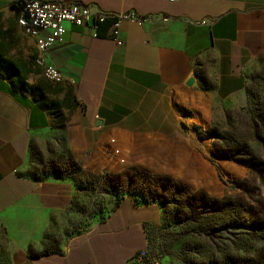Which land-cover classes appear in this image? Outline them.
<instances>
[{
	"label": "crops",
	"instance_id": "0c3cea01",
	"mask_svg": "<svg viewBox=\"0 0 264 264\" xmlns=\"http://www.w3.org/2000/svg\"><path fill=\"white\" fill-rule=\"evenodd\" d=\"M63 1L108 18L98 28L94 19L64 24L61 43L48 53L63 79L53 94L0 75V264H133L164 222L161 206L124 195L94 232L79 236L77 175L24 177L30 140L60 128L78 173L134 169L215 196L218 174L234 168L214 157L213 139L198 130L211 126L214 101L242 103L246 67L264 55V0ZM17 2L0 0V21H15L0 24L5 40H16L11 53L23 38ZM128 13L145 21L118 19ZM58 233L72 245L41 254Z\"/></svg>",
	"mask_w": 264,
	"mask_h": 264
},
{
	"label": "rangeland",
	"instance_id": "374dc122",
	"mask_svg": "<svg viewBox=\"0 0 264 264\" xmlns=\"http://www.w3.org/2000/svg\"><path fill=\"white\" fill-rule=\"evenodd\" d=\"M2 22L3 24L15 25L13 19L0 21V24ZM18 36L16 49L10 56H18L23 60L31 59L35 62L33 46L19 34ZM5 76L10 79L9 82H12L11 76L8 74ZM245 76L246 86L242 103L233 108H226L221 102L214 101L212 103L211 126L214 125L222 133L231 137L234 143L247 144L253 154L264 160V55L248 64ZM38 78H44L42 70L39 75H31L28 79L33 92L36 91ZM213 88L214 79L210 78L206 82L205 90L210 92ZM13 89L18 93L20 92L14 87ZM186 115H189L187 111ZM210 127L200 130H207ZM213 141L215 149V144L219 143H216L214 139ZM69 158L62 130L58 128L57 131H44L32 136L29 150L24 156V169L21 174L37 183L46 179L54 170L69 171ZM224 161L232 164L234 169L219 173L216 183L219 186H216V195H207L217 200L230 198L235 205L236 212L248 221L264 222V183L260 181V176L233 161ZM139 173L140 177H138L139 174L128 170L121 174L106 176L101 172L93 175L80 172L76 174L83 200L82 205L78 208V218L76 217L79 236L94 232L119 204L122 196L136 194L126 186V177L134 178V186L140 188L145 186L144 182L147 178L144 176L146 174ZM122 174L123 176H121ZM186 195L184 192V196L181 195L179 198ZM210 206L212 208H208L202 216L196 215L197 222L187 221L186 224H175L173 219L184 220V218L176 216L174 203L172 200L169 201L167 220L163 222L162 226L151 229L147 247L149 258L156 264H212L213 260L217 262L215 264H231L226 258H231L236 253V249L240 247L242 252L239 255L248 260V248L255 243L252 240H246V237L241 238L244 241L242 243L244 247L239 245L236 248L228 243L226 244L228 247L222 248L223 251L221 252L215 248L220 242L218 229L225 223L232 222L231 218L233 219L234 216L230 215L232 214L231 211L214 213L213 210L217 209V204L214 202ZM233 223L235 225L236 222ZM234 232L239 234L244 231L237 229ZM251 234L249 232V235ZM71 238L67 235L64 240L58 233L57 244L49 242L46 251L51 252L57 248L60 249V246L72 245ZM233 244L236 245L238 242H233Z\"/></svg>",
	"mask_w": 264,
	"mask_h": 264
},
{
	"label": "trees",
	"instance_id": "16d2710c",
	"mask_svg": "<svg viewBox=\"0 0 264 264\" xmlns=\"http://www.w3.org/2000/svg\"><path fill=\"white\" fill-rule=\"evenodd\" d=\"M99 24L100 23H96L97 28ZM6 35V31L1 32L0 30V75L5 76L8 74L12 77L14 86H17L20 89H25L27 86L28 78L31 75H39L41 73V69L36 65V62L31 59L23 60L18 56L11 57L10 54L14 49L16 40L14 38L5 40ZM1 72H3V74H1ZM36 85L37 89L42 94H53L54 88L55 86H57L56 84L48 81L45 77L38 78ZM199 135L203 139L212 138L216 141V143H219L215 144L214 157L218 159L233 161L244 166L252 173L259 175L260 181L264 183V160L260 159L258 155L253 154L247 144H241L237 142L234 143L231 137H228L225 133H222L214 125H212L207 130L199 129ZM222 148L223 150H220ZM68 161V167H70L69 171L54 170L52 174L48 175L47 177L55 176L63 179L70 178L72 176L74 178L78 173L79 168L71 157ZM129 171L135 172V174L137 175L139 174L138 177H140L139 171L134 169ZM121 176H123V174ZM144 177L147 178V180L144 182L145 186H142V188L134 186V178L126 177L127 180H125V184L126 186H128V188L136 192V194L140 195L146 203L159 204L163 211L164 221L167 220V217L169 215L167 207L169 201L171 200L173 201L175 206L176 216L184 218V220H177V218L173 219L175 224L185 222L187 223V221L197 222L198 220H196V215L200 214L202 216L203 213H206L208 208H212L210 204L214 202L217 204V209L213 210L214 213L231 211L232 214L230 215L235 217V219L234 217L233 219L231 218V220H233L232 222L230 221L228 223H225L218 229V232L220 233V242L216 245L215 248H217L218 251L221 252L223 251L222 248L226 249L228 247L226 246V244L228 243L236 248L239 245L244 247V245L242 244L244 241L242 239L246 237V240H252L253 243H255L253 246H250L248 248L249 259L246 260L239 255V253L242 252V249L239 247L238 249H236V253L231 258H226L227 261H229V263L231 264H244L245 262V264H264L263 221H248L240 213L236 212L235 205L232 203L230 198L217 200L211 198L203 191L191 192L185 185L167 176L145 175ZM184 192H186L187 195L183 198H179V196L181 197V195L184 196ZM234 221L236 222L235 225L233 223ZM237 229H242V231L244 232L237 234L234 232ZM249 232H251L252 234L249 235ZM229 234L231 236H228ZM233 242H238V244L235 245L233 244ZM47 253V251H43L41 254ZM136 254L133 256V264H135L134 258ZM211 263L215 264L217 262L213 260Z\"/></svg>",
	"mask_w": 264,
	"mask_h": 264
},
{
	"label": "built area",
	"instance_id": "2783aa9c",
	"mask_svg": "<svg viewBox=\"0 0 264 264\" xmlns=\"http://www.w3.org/2000/svg\"><path fill=\"white\" fill-rule=\"evenodd\" d=\"M172 2L174 0H168ZM17 12L20 22V31L27 37L38 54V64L44 65L45 72L51 76L53 82L61 77V73L48 62L50 49L61 43L65 31L64 24L86 26L90 19L96 23L104 22L108 16L100 11H93L88 6L79 3H69L63 0H18ZM118 19L134 22H143L144 18L128 13ZM166 19L164 18L163 21ZM117 36V31L114 32ZM135 264H156L149 258L148 249L140 250L135 258Z\"/></svg>",
	"mask_w": 264,
	"mask_h": 264
},
{
	"label": "bare ground",
	"instance_id": "6f19581e",
	"mask_svg": "<svg viewBox=\"0 0 264 264\" xmlns=\"http://www.w3.org/2000/svg\"><path fill=\"white\" fill-rule=\"evenodd\" d=\"M16 23H17V25H18V27H19V29H20L19 17H17ZM20 33L22 34L23 38L27 41V37H26V35H24L22 31H21ZM36 65L39 66V67L41 68L43 76H44L48 81H50V82L53 83V84L62 83V80H63V79H62V76H61L60 78L56 79V83L53 82V79H51V76H49V75L45 72L44 65H39V64H38V58H37V60H36Z\"/></svg>",
	"mask_w": 264,
	"mask_h": 264
},
{
	"label": "water",
	"instance_id": "95a60500",
	"mask_svg": "<svg viewBox=\"0 0 264 264\" xmlns=\"http://www.w3.org/2000/svg\"><path fill=\"white\" fill-rule=\"evenodd\" d=\"M192 83H193V80L191 79V80H189V82H188V86H191L192 85Z\"/></svg>",
	"mask_w": 264,
	"mask_h": 264
}]
</instances>
